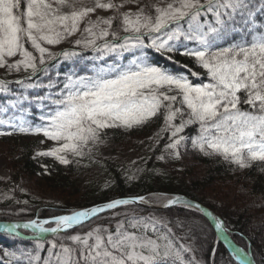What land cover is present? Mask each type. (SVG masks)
<instances>
[{"label": "snow or ice", "instance_id": "snow-or-ice-1", "mask_svg": "<svg viewBox=\"0 0 264 264\" xmlns=\"http://www.w3.org/2000/svg\"><path fill=\"white\" fill-rule=\"evenodd\" d=\"M77 33L80 51L48 47ZM157 55L188 72L170 71ZM61 57L73 63L68 73L57 68ZM0 69L16 74L0 78V126L11 129L0 135H42L55 146L38 155L61 165L90 157L107 130L133 129L160 113L165 135L156 139L166 137L160 160L179 159L190 145L241 169L264 162V0H0ZM177 207L206 218L203 231L214 245L232 248L235 264H253L228 239L223 220L179 195L116 198L49 218L0 222V234L33 242L11 254L15 264H199L194 254L185 259L190 245L174 243V229L184 222L156 214Z\"/></svg>", "mask_w": 264, "mask_h": 264}, {"label": "trees", "instance_id": "trees-1", "mask_svg": "<svg viewBox=\"0 0 264 264\" xmlns=\"http://www.w3.org/2000/svg\"><path fill=\"white\" fill-rule=\"evenodd\" d=\"M83 54L93 55L90 50H83ZM175 58L181 64H187L192 71L202 72L190 58L179 55ZM155 60L170 71L188 72V69L180 68L159 55ZM56 63L61 74L68 73L73 67L71 60L66 61L62 57ZM80 67L86 68L87 62L82 61ZM0 78L12 80L16 74L4 72ZM191 79L199 82L197 77ZM32 120L39 123L35 116ZM162 127L163 113H160L133 129L107 130L105 141L138 149L149 145L140 158L128 164L115 157H102L95 150L90 157L79 159L78 163L61 165L52 157L36 154L43 145L48 149L55 146L42 135L19 132L0 135V157L6 156L10 167L7 178L0 176V222L49 218L116 198L182 194L212 209L225 223L232 240L251 252L256 264H264V162L255 161L241 169L219 156H208L192 149L190 145L186 151L181 150L179 159L166 157L160 160L158 157L164 153L166 137L153 143L151 135L157 130L164 136L160 132ZM0 131L11 129L0 126ZM187 132L194 134L191 128ZM92 169L95 171H90ZM39 194L52 195L61 202L46 201ZM21 209L25 211L21 213ZM156 214L184 222L181 228L174 229V243L177 248L180 244L191 246L193 253L185 254V259L194 254L199 264L204 261L211 264L213 259L216 264H235V258L231 257L226 245H214L211 233L203 231L208 222L201 214H186L179 207L172 212ZM86 230L87 225L70 231L75 234ZM32 247L33 242L29 238L16 239L0 234V264H15L11 254L19 255L18 249ZM213 247L215 252L211 250Z\"/></svg>", "mask_w": 264, "mask_h": 264}, {"label": "rangeland", "instance_id": "rangeland-1", "mask_svg": "<svg viewBox=\"0 0 264 264\" xmlns=\"http://www.w3.org/2000/svg\"><path fill=\"white\" fill-rule=\"evenodd\" d=\"M115 2L118 3L119 0H115ZM97 14L102 15V16H108V15H111L112 13L110 11L98 10ZM92 18L95 19V15H93ZM79 37H80V33H77L75 36L69 38L68 40L63 41L59 45H53V46H48V47H50V50L55 52V53H59L62 50H69V49L80 50V49L74 47V40L79 38ZM84 51H88V50H84ZM4 72H5L4 69H0V76H2V74ZM157 133L158 132L156 130L151 135V139H152L153 143L156 141ZM137 141H143V140L137 139ZM148 146L149 145H146L144 148L138 149L135 146H128V147L125 146L124 147L118 143L105 141V143L103 145H101L97 150L99 152L98 154L101 155L102 157H107V158L115 157L118 159L119 162L128 164V163L133 162V161L137 160L138 158H140L141 155L143 154L144 150L147 149ZM51 147H53V146H51ZM46 150H48V148H46V146L43 145L42 147L37 149L36 154L38 155V153L46 151ZM90 171H95V169H92ZM9 172H10V167H9L8 160H7L6 156H1L0 157V176L3 178H7L9 176ZM39 196H41L46 201H52V202H56V203L61 202L60 199H58L57 197H53L52 195H41V194H39ZM157 202H159V201H157Z\"/></svg>", "mask_w": 264, "mask_h": 264}, {"label": "water", "instance_id": "water-1", "mask_svg": "<svg viewBox=\"0 0 264 264\" xmlns=\"http://www.w3.org/2000/svg\"><path fill=\"white\" fill-rule=\"evenodd\" d=\"M167 195H169V196H176V195H179L181 198H185V199H190V198H188L187 196H185V195H182V194H167ZM127 198H130V197H127ZM190 200H192V199H190ZM194 202H198V201H195V200H193ZM103 203H105V202H102V203H98V204H95V205H100V204H103ZM161 203V202H160ZM160 203H157V206H159V204ZM200 203V202H199ZM204 208H206L208 211H210V212H212L213 213V215L214 216H216L217 218H219V219H221L217 214H215V212L212 210V209H210L209 207H207L206 205H204V204H202V203H200ZM92 206H94V205H92ZM89 207H91V206H89ZM222 220V219H221ZM10 222H18V221H10ZM20 222V221H19ZM228 234V239L230 240V241H232V244L234 245V246H238V247H240L239 245H237L232 239H231V237H230V235H229V233H227ZM25 238H28V237H25ZM30 239V238H29ZM223 238H221V240H222ZM225 244V243H224ZM227 247H228V249L230 250V252L232 251V248L231 247H229L227 244H225ZM242 248V247H241ZM246 251V250H245ZM250 253V252H249ZM251 254V253H250ZM251 259H252V261H253V264H256L255 263V260H254V258H253V256H252V254H251Z\"/></svg>", "mask_w": 264, "mask_h": 264}]
</instances>
